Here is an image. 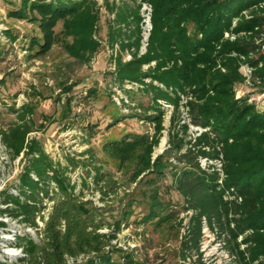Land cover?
<instances>
[{"label":"trees","instance_id":"trees-1","mask_svg":"<svg viewBox=\"0 0 264 264\" xmlns=\"http://www.w3.org/2000/svg\"><path fill=\"white\" fill-rule=\"evenodd\" d=\"M143 2L153 6V27L147 51L139 55ZM263 3L264 0H121L118 5L106 6L114 14L109 40L113 47L119 45L113 86L124 89L126 81L137 82L136 89L125 90L134 102L129 108L155 124L154 136L134 134L130 142L122 139L108 149L118 158L129 150L137 151L132 182L147 173L156 174L151 183H156L157 178L172 177L171 187L185 201L183 210L191 212L180 246L179 259L184 262L194 256L201 258L206 224L212 232L225 237V245L238 264H264V102L250 101L249 94L237 89L244 81L245 65L264 85ZM27 10L37 14L32 19L39 22L44 33L43 43L34 38L31 44L40 54L55 43L58 21L63 22V33L72 38L67 46L71 56L89 61L99 49L94 37L100 21L97 0H22L15 15L26 18ZM8 36L12 41L16 39L12 34ZM127 50L133 59L124 62L122 52ZM134 91L150 96L146 109L140 110ZM163 101L172 108L168 128L164 125L168 108ZM182 108L189 122L203 129L194 143L189 140L188 123L182 122ZM16 113L21 123L0 133L13 157L23 153L26 162L14 190L2 192L1 202L10 205L0 211L31 225H37L40 216L45 224L40 239L28 235L18 239L28 254L20 259L21 264H69L70 258L75 259L73 264H143L113 244L122 222L103 231L109 225L104 221L108 210L85 198L84 185L91 190L86 177L79 189L68 174L70 166L55 161L39 140H27L34 128L26 122V112L18 109ZM165 129L168 147L152 160L153 148ZM173 155L182 166L171 161ZM200 156H222V180L216 170L201 167ZM88 175L103 200L115 198L120 185L113 175L100 166ZM152 199L138 223L151 224L155 229L177 221L179 228H184V218H178L180 211L162 202L156 193ZM118 252L120 256L115 257ZM79 256L85 259L78 262ZM194 264L203 263L195 260Z\"/></svg>","mask_w":264,"mask_h":264},{"label":"rangeland","instance_id":"rangeland-1","mask_svg":"<svg viewBox=\"0 0 264 264\" xmlns=\"http://www.w3.org/2000/svg\"><path fill=\"white\" fill-rule=\"evenodd\" d=\"M97 1L100 21L94 37L100 46L89 61H84L67 52L72 38L63 33L62 21H58L54 28L55 43L49 51L40 54L39 49L31 48L34 38L44 42L39 22L32 19L37 14L27 10V17L21 18L15 15V11L21 9L22 0H0V131L21 123L16 110L26 112V122L34 128L27 135V140H39L55 161L70 166L68 174L77 182L79 189L86 177L91 190L84 185L85 198L107 208L104 221L110 226L103 231L122 222L118 238L113 241L122 253L132 254L143 264H194L195 260L203 264H238L225 245V237L212 232L206 224L201 241V258L194 256L186 262L180 260L181 241L191 212L183 210L185 201L171 187L172 177L157 178L156 183H151L156 174L147 173L132 182L139 158L137 151L129 150L123 158H118L108 149L122 139L130 142L134 134L154 136L155 124L142 119L130 108L126 111L114 101L116 88L112 79L116 66L111 54L113 45L108 36L114 14L106 6L118 5L121 0ZM8 34L16 39L12 41ZM122 55L126 57V52ZM238 87L249 94L251 100L264 102V85L254 82L249 87ZM134 97L135 102L140 103V110L149 106L150 96L135 92ZM171 113L170 107L164 116L167 128ZM177 116L181 119V114ZM163 140L165 144L161 147ZM167 147L168 130L165 129L159 144L153 148L152 160L163 154ZM23 156L17 163L11 153L0 162V203L2 192L13 191L19 181L26 162ZM175 156L171 161L182 166L183 163ZM71 160L78 165L74 167ZM96 166L113 175L120 185L115 198L103 200L101 193L94 189L88 173H94ZM155 193L162 202L180 211L178 218H184V228H179L177 221L155 229L151 224L138 223L148 212ZM114 256L119 257L120 253Z\"/></svg>","mask_w":264,"mask_h":264},{"label":"built area","instance_id":"built-area-1","mask_svg":"<svg viewBox=\"0 0 264 264\" xmlns=\"http://www.w3.org/2000/svg\"><path fill=\"white\" fill-rule=\"evenodd\" d=\"M264 7V3L262 4ZM152 12H153V6L149 2H143L141 4L140 8V15H141V45L139 48V55L144 54L147 51L148 44H149V37L152 31ZM229 36V34H227ZM232 39L235 38V36H231ZM133 50V49H132ZM119 52V45L116 44L111 49L112 57L114 58V64H115V58L117 57ZM133 59V54L130 51H126V57L123 56V61H130ZM155 62H152L151 65H154ZM150 65V64H149ZM149 65H145L144 67L147 68ZM244 70V71H243ZM242 72L244 74V81L242 83H239V86L245 85L246 87L254 85V82L259 83L260 81L253 77V69L245 65L242 67ZM146 81H150V79H146ZM237 85V89L240 90V88ZM139 86L137 82H129L126 81L124 84V89H120L119 87L113 86L116 91V94L114 95V101L117 103L118 106L123 107L126 111L129 110L130 106L134 105V102H132L131 97L128 95V93L125 90H132L136 89ZM250 101L251 96H250ZM256 102V101H255ZM163 104L166 108H170L171 105L167 104L163 101ZM261 104V103H259ZM184 111V120L182 122H187L189 125V140L194 143L197 139V136L201 134L203 129L199 126H195L189 122L188 114L182 108ZM191 146V144H190ZM12 150L5 144V142L2 139V135L0 133V162L7 159L8 154H11ZM23 154V153H22ZM22 154L17 157L15 160L17 163L20 162V159L22 157ZM14 160V161H15ZM199 162L202 168H208L212 170H216L221 175V180L224 177L223 172V159L222 156L220 157H211V156H200ZM0 185H1V178H0ZM1 186H0V193H1ZM10 204H3L0 203V210L6 209ZM44 212V215L47 218L48 211ZM44 221L40 218V216L37 218V225H31L30 223L21 222L20 218H15L12 215H9L7 212H1L0 211V264H21L20 259L26 258L28 256L27 252L24 250L22 246H20L17 241L22 235H28L30 237L40 239L42 237L41 230L44 228ZM85 259L84 256H79L77 258L78 262H81ZM75 262V259L70 258L68 260L69 264H73Z\"/></svg>","mask_w":264,"mask_h":264},{"label":"bare ground","instance_id":"bare-ground-1","mask_svg":"<svg viewBox=\"0 0 264 264\" xmlns=\"http://www.w3.org/2000/svg\"><path fill=\"white\" fill-rule=\"evenodd\" d=\"M164 142H165V140L162 141V143H161V147H163V145L165 144Z\"/></svg>","mask_w":264,"mask_h":264}]
</instances>
